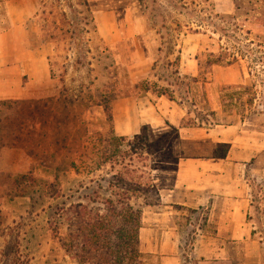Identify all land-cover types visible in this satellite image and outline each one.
Returning <instances> with one entry per match:
<instances>
[{
    "label": "rangeland",
    "instance_id": "obj_1",
    "mask_svg": "<svg viewBox=\"0 0 264 264\" xmlns=\"http://www.w3.org/2000/svg\"><path fill=\"white\" fill-rule=\"evenodd\" d=\"M217 1L35 0L36 11L26 27L28 43L36 52L48 53L45 64L50 76L47 83L32 88L31 98L16 106V112L26 114L15 125L21 133L11 147L2 149L0 264H76L64 254L58 239L48 229V206L60 203L63 198L54 200L45 195V184L53 182L52 173L58 172L65 197L72 194L71 201L80 195L79 183H88L89 177L77 173L70 163L80 158L91 140L102 139L100 143L104 146L111 136L104 106L95 105L108 92H122L115 101L128 99L117 120L118 136H126L130 142L139 136L153 142L163 137L164 147L171 146L178 156L156 165L155 192L150 194L145 215L154 218L157 211H172L176 216L186 213L185 223L193 225L194 220L206 217V207L190 211L181 205L207 194L186 188L179 181L178 172L191 162L187 158L209 159L227 154L226 161L232 167L223 171L221 185L244 191L250 202L244 225L251 232L240 241L241 246H228L227 258H235V264H264V0H237L244 10L225 17L217 11ZM110 4L116 7L114 19L101 9ZM112 38L117 40L110 41ZM179 51L181 75L177 77L170 64ZM210 52L235 54L239 60L231 65L206 68ZM196 76L199 81L194 82L192 78ZM143 79L168 84L174 90L176 115L185 113L183 121L187 127H202L192 133L196 138L180 140L178 129L163 123H169L171 118L168 101L155 104L159 101L152 92L130 91L129 96L125 95ZM26 82L27 75L23 85ZM242 85L251 86L249 93L239 87ZM48 96L53 98L52 110L36 120L29 113V100ZM250 96H255L251 106ZM65 97L68 100H63ZM163 104L166 107L160 109ZM125 109H131V114ZM140 109L146 113L140 114ZM132 117L136 123L142 117L147 123L141 122L135 131L127 133L124 126L131 124ZM241 120L246 122L242 131L244 142L255 138L263 143L255 155L249 147L243 149V154H237L232 146L234 141L228 144L214 141L217 136L233 140L240 131ZM33 125L40 135L32 133ZM212 131L214 134L208 135ZM49 152H55L56 156L53 158ZM42 154L45 156L40 158ZM106 168L99 173L106 175ZM81 193H85L84 189ZM190 229L185 227L186 237ZM191 251L192 246H184V264H194ZM142 257L144 264L162 263L156 250L143 247ZM201 264L215 263L207 259Z\"/></svg>",
    "mask_w": 264,
    "mask_h": 264
},
{
    "label": "trees",
    "instance_id": "obj_2",
    "mask_svg": "<svg viewBox=\"0 0 264 264\" xmlns=\"http://www.w3.org/2000/svg\"><path fill=\"white\" fill-rule=\"evenodd\" d=\"M220 15L225 17L228 14ZM196 59L202 67L199 56H196ZM238 60L235 54L210 52L205 66L211 68L215 64L231 65ZM180 62L181 51L170 64L177 77L181 75ZM114 64V59H111V65ZM192 80L199 81V76L193 77ZM239 87H243L247 93L251 90L248 85ZM130 91L152 92L158 97L167 96L174 100V90L168 84H160L158 81L140 80L125 95L129 96ZM120 93L122 92L105 93L102 100L95 102V105L104 106L106 120L111 125V136L105 140L106 145L100 143L102 139L100 142L91 140L90 145H85L84 152L78 156L80 158L70 163L77 173H85L89 177L88 183H79L77 192L80 195L71 201L69 200L73 197L72 194L65 197L58 172L52 173L53 182L47 181L45 184V195L48 194L54 200L63 198L60 203L48 206V229L58 239L64 254L76 264H143L140 232L144 207L148 204L150 194L155 192L153 171L159 161L178 158L171 146L164 147L166 138L159 137L153 142L139 136L137 140L130 142L128 137L117 135L114 129L113 102ZM52 99V96H48L29 100L31 116L36 120L44 117L47 110H52ZM254 99L255 96L248 98L250 106ZM24 100L26 99H0V159L2 149L11 147L14 138L19 137L21 133L19 126L15 129V125L17 120L26 114L16 112V106L20 107ZM63 100L68 99L65 97ZM60 106L66 108L67 104ZM41 123L43 126V122ZM39 131H36L33 125L32 133L40 135ZM46 135L50 136L47 133ZM49 153L53 158L56 156L55 152ZM43 156L45 154L40 155V158ZM105 167H108L107 176L99 173ZM2 174L3 172H0V176ZM24 176L16 180L19 181ZM32 179L36 183V179ZM82 189L85 192L83 194Z\"/></svg>",
    "mask_w": 264,
    "mask_h": 264
},
{
    "label": "crops",
    "instance_id": "obj_3",
    "mask_svg": "<svg viewBox=\"0 0 264 264\" xmlns=\"http://www.w3.org/2000/svg\"><path fill=\"white\" fill-rule=\"evenodd\" d=\"M101 9L108 12L107 14L111 18H115L113 13L116 11V7L113 4L104 6ZM216 9L221 14H238V12L244 10V7L237 0H218ZM35 11V0H0V99L31 98L30 96L34 94L32 88L44 85L49 79L50 70L45 64L48 60V53L36 52L28 43L29 29H26V27ZM109 12H112V15ZM116 40V38L110 39V41ZM26 75L28 82L23 85L22 80ZM39 89L37 90L39 91ZM145 97L148 98V96ZM157 99L159 102L155 104L163 100L170 103V112H168L171 118L169 123H163L167 127L175 126L180 133V140L197 137L192 133H196L202 127L185 126L183 121L185 113L176 115L177 110L173 100L166 98V96H157ZM126 103H128L127 98L114 100L115 130L117 120L121 118L123 112V104ZM162 107H166V105L163 104L159 108ZM125 111L131 114V109L130 111L125 109ZM140 111V114L146 113L141 109ZM143 121L142 117L136 123L135 118L132 117L131 124L129 126L125 125L124 129L127 133L135 131L137 125L147 123V121ZM245 125L246 122L241 120L238 126L240 131L235 134L233 140H226L217 136L214 141L224 144L234 141L232 146L235 147L237 154H243V149L249 147L252 155H255L263 143L257 142L258 139L255 138L251 139L252 142H244L245 137L242 131ZM159 131L158 134H161L162 131ZM213 134L212 131L208 135ZM227 156V154L224 157L213 156L209 159L196 156L190 157L187 158V161L191 162L184 164V170L180 169L178 172L180 175L179 181L186 188L207 194L206 197L181 202V205L187 207L190 211L205 207L208 210L206 211V217L201 218L202 220H194V225L190 222L185 223L188 218L186 213L182 216H176L172 211H157L154 212L156 216L153 218V216H146L144 213L148 204L144 207L143 226L140 232V250L142 254L144 247L149 251L156 250L160 253L161 264H184L186 258L183 256L182 250L184 246L190 245L192 246L190 257L194 264H201L207 259H212L215 264L226 261L235 264V258H227L228 246H241L240 241L247 239L251 234L244 225L250 202L242 188L221 185L223 171L232 167V164L226 161ZM151 219L157 221V224H153ZM180 220H183V222H180ZM189 226H192L193 229L188 228ZM185 227L190 229L191 232L187 237L184 232Z\"/></svg>",
    "mask_w": 264,
    "mask_h": 264
}]
</instances>
